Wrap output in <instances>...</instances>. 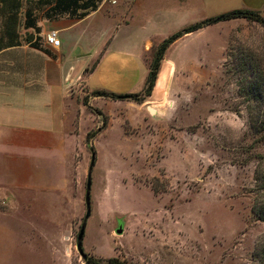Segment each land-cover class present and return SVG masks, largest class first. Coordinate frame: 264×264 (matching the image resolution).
Instances as JSON below:
<instances>
[{
	"label": "rangeland",
	"instance_id": "374dc122",
	"mask_svg": "<svg viewBox=\"0 0 264 264\" xmlns=\"http://www.w3.org/2000/svg\"><path fill=\"white\" fill-rule=\"evenodd\" d=\"M254 19L218 22L210 33L219 39L218 53L202 66L165 63L163 74L173 76L162 78L143 103L99 97L81 124L89 140L63 173L54 174L53 188L34 171L35 164H50L46 154L4 156L11 161L0 164V264H87L76 245L93 155L87 257L261 264L264 221L252 210L264 195V137L249 115L264 109V25ZM167 29L139 34V47ZM186 53L177 46L168 55L178 62ZM146 72L140 56L109 58L95 84L136 93ZM87 91L82 84L77 93L86 105Z\"/></svg>",
	"mask_w": 264,
	"mask_h": 264
},
{
	"label": "crops",
	"instance_id": "0c3cea01",
	"mask_svg": "<svg viewBox=\"0 0 264 264\" xmlns=\"http://www.w3.org/2000/svg\"><path fill=\"white\" fill-rule=\"evenodd\" d=\"M233 10L264 18V0H0V164L11 161L4 158L9 154H46L50 164H35L34 171L42 172L41 184L53 188L54 174L63 173L79 144L87 142L81 124L96 107L99 97L91 93L102 90L95 82L109 58L128 62L140 56L147 77L154 47L187 26ZM220 23L171 44L155 88L174 74H163L165 63L202 66L218 53L219 39L210 33ZM165 26L169 31L162 35ZM50 32L57 33L60 47L46 43ZM153 32L162 34L139 47L136 36ZM177 46L187 52L178 62L168 55ZM82 84L91 96L88 105L77 94Z\"/></svg>",
	"mask_w": 264,
	"mask_h": 264
},
{
	"label": "trees",
	"instance_id": "16d2710c",
	"mask_svg": "<svg viewBox=\"0 0 264 264\" xmlns=\"http://www.w3.org/2000/svg\"><path fill=\"white\" fill-rule=\"evenodd\" d=\"M238 18H252L256 21L261 22L264 25V19L256 12L248 11V10H233L221 15H218L213 18L205 19L203 21H200L198 23H195L193 25L187 26L184 29L170 35L167 37L159 46L156 52L153 54L152 61L150 63L148 74L144 83V87L140 92L136 93H126V94H116L111 93L106 90H95L91 93V96L93 97H102L105 99H111V100H130L137 103H143L145 101L146 97H149L151 93L153 92L159 70L161 67L162 60L164 58V53L168 49V47L173 44L176 40L183 37L186 34L195 32L199 29H202L206 26L213 25L218 22L227 21V20H233ZM259 89L262 88L261 83H258ZM261 95V92L259 93ZM257 96V94H255ZM257 99V97H255ZM264 103V99H261ZM85 105L87 104L84 102ZM92 109V108H91ZM97 114L100 115V112L97 111ZM250 123L254 126L255 129H257V133L261 134L262 137H264V109L259 114H250L249 115ZM103 128H100L99 130H102ZM89 134V133H88ZM94 135V133L92 134ZM90 135H87V139L89 140ZM88 144V143H87ZM95 158V156L93 155ZM260 181V180H259ZM259 190L264 192V178L261 179ZM263 197L259 196V201L255 202L253 205V213L257 216V218L261 221H264V195ZM261 256V264H264V248L260 252ZM87 260V264H100V263H110V264H125L118 258H108V259H97L93 257H85Z\"/></svg>",
	"mask_w": 264,
	"mask_h": 264
},
{
	"label": "water",
	"instance_id": "95a60500",
	"mask_svg": "<svg viewBox=\"0 0 264 264\" xmlns=\"http://www.w3.org/2000/svg\"><path fill=\"white\" fill-rule=\"evenodd\" d=\"M95 164V158H92L91 164H90V169L88 172V178H87V186H86V195H85V202H86V215L83 221V224L80 228L78 238H77V250L79 254L85 259L86 255L83 251V240L85 236V230H86V225H87V220L91 215V207H90V187H91V172L92 168ZM123 230L122 228H119L117 230V234H122Z\"/></svg>",
	"mask_w": 264,
	"mask_h": 264
},
{
	"label": "built area",
	"instance_id": "2783aa9c",
	"mask_svg": "<svg viewBox=\"0 0 264 264\" xmlns=\"http://www.w3.org/2000/svg\"><path fill=\"white\" fill-rule=\"evenodd\" d=\"M46 43L53 48H58L61 45V41L56 32H50L46 35Z\"/></svg>",
	"mask_w": 264,
	"mask_h": 264
}]
</instances>
